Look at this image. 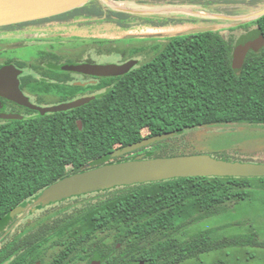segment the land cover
Instances as JSON below:
<instances>
[{"label":"trees","instance_id":"trees-1","mask_svg":"<svg viewBox=\"0 0 264 264\" xmlns=\"http://www.w3.org/2000/svg\"><path fill=\"white\" fill-rule=\"evenodd\" d=\"M194 2L213 6L234 0ZM80 15L128 26L126 13L97 5L84 4L53 18ZM173 21L153 24L160 27ZM260 25L263 42L247 52L239 68L232 64V36L225 38L217 28L176 34L143 64L89 85L103 91L88 103L1 122L0 222L12 215L13 208L72 174L129 159L141 151L147 153V158L180 154L185 145L177 136L187 129L236 122L264 126V14ZM21 82L26 89L56 93L65 90L69 97L85 89L64 83L63 90L59 84L43 79ZM166 132L175 135L117 158L110 156L116 148ZM241 202L256 204L259 212L252 221L260 218L264 222V176L177 177L77 195L27 222L14 238L0 240V264H61L62 253L66 264L80 260L83 264H124L128 258L126 245L138 244L128 237L143 236L189 238L180 242L177 254L160 258L161 264H231L224 259L230 251H219L235 245L223 242L230 238L224 224L204 225L211 220H231L229 215ZM247 222L244 218L227 222L234 224L231 236L248 228ZM239 224L241 227L236 226ZM4 226H0V236ZM247 231L245 243L256 242L257 233ZM48 245L57 247L52 260L46 259ZM143 251L136 248L131 255ZM94 252L102 257L101 262L92 261ZM212 253L217 257L208 260Z\"/></svg>","mask_w":264,"mask_h":264},{"label":"rangeland","instance_id":"rangeland-1","mask_svg":"<svg viewBox=\"0 0 264 264\" xmlns=\"http://www.w3.org/2000/svg\"><path fill=\"white\" fill-rule=\"evenodd\" d=\"M116 4H120V7L105 0H91L86 6L97 5L105 10L113 11L123 9L124 11L120 12L126 13L128 16L127 27H120L121 25L113 21L107 22L103 17L82 16L67 25L50 23L41 28L36 27L33 23L0 28V62L35 61L37 58H34L43 53L42 50L49 45L48 41H52L54 46L58 44L54 40L55 36L61 37L64 44L62 48L67 52L74 45L75 40H79L80 46L78 45L76 50L73 49L67 53V57L73 59H84L91 56L96 59L124 60L125 57L122 58L120 52L126 51L132 45L149 47L147 50L152 47L151 52L147 51L148 53L141 59H135L137 63L134 67L149 60L167 42L169 37L191 27L215 24L214 26L225 38L232 36L235 42L239 39L240 29L237 25L242 17L239 13L241 9L233 2L208 6L194 2V0H118ZM242 11L245 12V15L250 16L251 14L249 5L244 6ZM171 19L174 21L164 27H156L153 24ZM178 21L182 23H177ZM250 21L246 20L244 23ZM19 27L23 29L17 31ZM128 34H137L138 37L126 38L125 36ZM41 40H46V42L40 43ZM62 48L56 47L58 50ZM39 57L42 55L40 54ZM57 98V94L48 96L50 101H55ZM177 137L181 138V144L185 145L180 150V154H209L215 158L230 161L264 162L263 125L244 122L210 124L187 129L179 133ZM142 154L147 157L146 152ZM135 156L137 155H133L129 159H133ZM63 199L55 200L53 195L40 192L29 199L26 205L14 215L24 213L26 217L22 221H27V219L36 217L46 209L57 205L59 203L57 201ZM258 212L256 204L241 202L239 207L229 215L230 219L234 221L240 218L248 220L247 226L249 227L240 229V233L235 237L231 236L234 234L235 229H232L234 224L227 223L231 220H227V222L211 220L204 225V227H219L224 224V231L230 238L223 239V242L235 243L234 246L219 249L220 252L230 251L231 255L224 257L226 263L264 264V222L260 218L257 219V222L253 223L252 221L253 217H257ZM13 220V218H8L5 222L10 223ZM236 226L241 227V224ZM248 229L257 233V241L251 244L245 243L247 238L244 235ZM215 256L217 257L215 253H212L208 260L216 258Z\"/></svg>","mask_w":264,"mask_h":264},{"label":"water","instance_id":"water-1","mask_svg":"<svg viewBox=\"0 0 264 264\" xmlns=\"http://www.w3.org/2000/svg\"><path fill=\"white\" fill-rule=\"evenodd\" d=\"M91 0H0V26L23 23L65 13ZM115 6L118 0H105ZM119 11H124L119 9ZM264 14V8L257 12ZM214 25L195 26L177 34H190L213 30ZM126 38L138 37L137 34H128ZM263 39L261 33L253 31L240 37L234 45L232 64L239 68L250 49H257ZM137 60L131 59L124 63H69L63 68L96 76H118L132 69ZM20 70L13 64L0 67V96L19 105L38 111L41 115L55 113L80 107L94 98V96L79 97L77 99L58 104L40 106L32 103L22 92L17 79ZM3 119H21L22 116L11 113H0ZM81 128V121H77ZM175 135L172 132L147 136L139 141L114 149L110 156L117 158L148 146L157 141ZM219 176V177H260L264 176V162L230 161L215 158L209 154H177L172 156L144 157L143 154L133 159L108 162L68 177L62 178L41 191L42 194L53 195V199L60 200L74 195H80L99 190L110 189L116 186L131 185L160 181L177 177ZM26 203L12 209L14 215ZM39 264V263H36Z\"/></svg>","mask_w":264,"mask_h":264},{"label":"flooded vegetation","instance_id":"flooded-vegetation-1","mask_svg":"<svg viewBox=\"0 0 264 264\" xmlns=\"http://www.w3.org/2000/svg\"><path fill=\"white\" fill-rule=\"evenodd\" d=\"M234 3L238 8H240L241 13V19L240 22H238L237 27L240 29V34L239 38L248 34L250 31L254 33H261V37L263 39V31L261 29L260 25V18L263 14L258 15L257 12L262 10L264 8V0H234ZM250 6L251 8V14L250 16L245 15V12L242 11L244 6ZM83 15L80 16H74L72 18H59V17H54L48 18L44 21L41 22H36L34 25L36 27H45L44 25H48L50 23L56 24V25H67L69 23H72L75 19L78 17H82ZM244 16V18H243ZM251 18V19H249ZM246 20H251L250 22L244 23ZM30 25V24H27ZM23 26V25H22ZM165 26V25H164ZM160 26V27H164ZM23 28L19 27L17 31H21ZM11 30V29H10ZM161 37H163L161 35ZM54 40L58 42L56 46H54L51 42L49 45L42 50L43 53H40L42 57H39L37 55L34 59L37 58L35 61H18V62H12V61H6V62H0V67L5 65V64H13L16 68L20 70V73L17 76V79H19V86L22 92L28 97V99L40 106H48V105H53V104H58L66 101H71L74 99H77L79 97H86V96H94L101 93L103 89H91L88 86L96 84L98 82V79H113L112 77L114 76H96V75H90V74H85L82 72L74 71V70H66L63 67L66 64L69 63H98V64H107V63H124L128 60L131 59H141L143 56H145L147 51L151 52L152 47L147 50L145 46H139V45H132L130 46L126 51H121L120 56L124 58V60H110V59H96L92 58L89 56L88 58L84 59H73V58H68L67 53L71 50H76L79 43L78 41L75 40L74 45L71 46L70 50L67 52L66 49H63L62 47L64 46L63 41L61 40L60 36H55ZM39 41V40H38ZM73 41V40H72ZM46 42V40H41L40 43ZM263 42V41H262ZM156 45V44H155ZM61 47L62 49H56V47ZM80 46V45H79ZM80 48V47H79ZM39 58V59H38ZM21 79H29L31 81L33 80H40L43 79L47 82L50 83H57L60 85V89L62 88L64 90V83H72L75 85H79L81 87H84L85 89L80 90L76 92V94H73L72 97H69L70 95L66 94V91L64 90L61 91L62 93L58 92H46L43 90H37L34 89H26L21 87ZM66 79V80H64ZM70 79V80H69ZM57 94L58 98L55 101H50L48 99L49 95H54ZM66 95V98H65ZM72 95V94H71ZM35 112H38L36 110L30 109L28 107L19 105L13 101H10L6 98H3L0 96V113H11V114H18L23 117H29ZM39 113V112H38ZM21 118V119H22ZM6 120H12V119H3L0 118V123L4 122ZM131 153V152H130ZM144 153L143 151L135 153L134 155L142 154ZM133 156V155H132ZM126 160V159H125ZM93 192L90 193H85V194H92ZM85 194H80V195H85ZM34 197V196H33ZM77 195L67 197L59 202L57 205L46 209L42 213L46 212L47 210L50 209H55L59 207L60 205L64 204L68 200H73ZM28 201V200H27ZM24 202V203H27ZM42 213H40L36 217H31L30 219H27V221H22L26 216L24 214H17V215H11L8 218H13V222H5L6 220L0 222V226H4V230H1V236L0 240L6 239V238H14V234L16 232L20 231L23 229V226L39 217ZM23 216V217H22ZM189 238H177V237H166V236H143V237H128V240H136L138 241L137 245H126V250L128 251V258L126 259L124 264H161L159 262L160 258H163L164 256H167V254H177L178 249H180V242H184ZM117 248L120 247V244L118 243L116 245ZM136 248H141L144 251L140 253H136L134 256L131 255V252L136 249ZM57 247L54 245H48L46 247V259L47 260H52V257L55 255ZM139 251V250H138ZM60 262L61 264H66L65 262V253L60 254ZM102 257L97 253L94 252L92 255V261L94 263H99L101 262ZM39 263L41 264L40 261H36L33 264ZM74 264H83V261L80 260L77 263Z\"/></svg>","mask_w":264,"mask_h":264},{"label":"bare ground","instance_id":"bare-ground-1","mask_svg":"<svg viewBox=\"0 0 264 264\" xmlns=\"http://www.w3.org/2000/svg\"><path fill=\"white\" fill-rule=\"evenodd\" d=\"M209 2V1H208ZM201 3H203V2H201ZM205 3V2H204ZM211 3V2H210ZM120 5V4H119ZM238 18V17H237ZM243 18H244V16H243ZM209 22V21H208ZM234 24V23H233ZM215 25V24H214ZM221 25V24H220ZM230 25V24H229Z\"/></svg>","mask_w":264,"mask_h":264}]
</instances>
